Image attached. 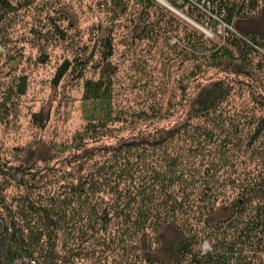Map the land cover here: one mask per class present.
Here are the masks:
<instances>
[{"label": "trees", "instance_id": "1", "mask_svg": "<svg viewBox=\"0 0 264 264\" xmlns=\"http://www.w3.org/2000/svg\"><path fill=\"white\" fill-rule=\"evenodd\" d=\"M35 1L0 0V27L8 14ZM204 1L211 5L210 16H221L240 34L230 32L229 44L217 46L196 30L189 45L195 68L223 67L264 82V56L251 61L264 48V34L241 25L264 12V0ZM156 3L98 0L114 17L112 25L102 35L99 26L80 47L84 55L58 67L54 83L68 76L84 80L82 100L103 109L87 114L85 128L62 149L65 155L33 159L31 151L19 163L0 155V264H165L160 248L151 243L143 251L140 243L169 226L178 233L168 248L171 264H264V93L253 95V109L245 104L231 109L234 79L200 83L169 125L155 123L160 108L111 109L116 103L115 18L138 14L143 26L136 38L188 26ZM170 5L179 6L176 0ZM195 9L189 17L209 20L208 11ZM61 14L48 16V30L65 38ZM89 68L99 76L86 77ZM27 84V77H20L16 93L25 94ZM13 91L0 98V115Z\"/></svg>", "mask_w": 264, "mask_h": 264}, {"label": "rangeland", "instance_id": "2", "mask_svg": "<svg viewBox=\"0 0 264 264\" xmlns=\"http://www.w3.org/2000/svg\"><path fill=\"white\" fill-rule=\"evenodd\" d=\"M156 1L157 7L165 9V13H168L166 8L169 9L186 21L188 26L164 36L136 38L137 30L143 26L138 14L132 11L115 18L112 62L117 67L116 103L111 104V109L136 111L160 108L161 114L154 119L155 123L169 125L178 118L182 109H186V100L194 96L200 83L220 77L236 82L231 109H239L243 104L245 109H253V95L264 93V82L227 73L223 67L204 66L205 70L200 71L198 67L195 68L189 47L196 30L204 32L217 46L229 44L226 38L230 32L240 34L235 25H228L216 14L210 16L211 5L205 3L202 6L203 2L199 0H189L188 3L176 0L179 6L172 5L174 9ZM168 2L171 4V0ZM196 7L208 11V21L200 23L188 16L189 13L195 14ZM60 11L65 38L48 30V16L57 17ZM108 16L98 6V0H36L32 6L7 15L0 27V98L5 93L9 94L11 89L14 91L7 101L8 107H2L4 113L6 109L8 113L0 115L2 158L19 163L31 151L35 153L33 159L62 153L73 136L85 128L87 114L92 109H103L102 104L88 105L82 100L84 80L68 76L55 84L54 77L66 59L84 55L80 47L90 42L99 26H102V35V31L112 25L110 20L114 17ZM152 17L153 14L150 19ZM241 25L264 34V12L256 18L245 19ZM260 54L264 56V48L257 55H252L251 61L256 63ZM43 56L46 58L44 62L40 59ZM261 75L263 72H259ZM23 76L27 77V91L18 95L16 82ZM85 76L95 78L99 73L89 68ZM35 115H38V119H34ZM40 116L45 120H39ZM135 118L137 122L141 119ZM177 238L178 233L174 228L164 227L155 235V239L141 242L140 248L146 251L152 243V247L160 248L159 254L165 264H171L168 248ZM201 248H209L207 241L201 244Z\"/></svg>", "mask_w": 264, "mask_h": 264}, {"label": "bare ground", "instance_id": "3", "mask_svg": "<svg viewBox=\"0 0 264 264\" xmlns=\"http://www.w3.org/2000/svg\"><path fill=\"white\" fill-rule=\"evenodd\" d=\"M161 3L167 5V6H171L166 0H159Z\"/></svg>", "mask_w": 264, "mask_h": 264}, {"label": "water", "instance_id": "4", "mask_svg": "<svg viewBox=\"0 0 264 264\" xmlns=\"http://www.w3.org/2000/svg\"><path fill=\"white\" fill-rule=\"evenodd\" d=\"M200 27V26H199ZM2 219V221L4 222V229H3V231L2 232H4L5 231V228H6V223H5V220H4V218H1Z\"/></svg>", "mask_w": 264, "mask_h": 264}, {"label": "built area", "instance_id": "5", "mask_svg": "<svg viewBox=\"0 0 264 264\" xmlns=\"http://www.w3.org/2000/svg\"><path fill=\"white\" fill-rule=\"evenodd\" d=\"M200 2L202 1L203 2V5L202 6H204L205 5V3H207L206 1H204V0H199ZM200 6H201V3H200Z\"/></svg>", "mask_w": 264, "mask_h": 264}]
</instances>
